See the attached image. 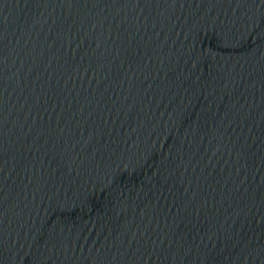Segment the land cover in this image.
<instances>
[{
    "label": "water",
    "instance_id": "obj_1",
    "mask_svg": "<svg viewBox=\"0 0 264 264\" xmlns=\"http://www.w3.org/2000/svg\"><path fill=\"white\" fill-rule=\"evenodd\" d=\"M0 264H264V0H0Z\"/></svg>",
    "mask_w": 264,
    "mask_h": 264
}]
</instances>
